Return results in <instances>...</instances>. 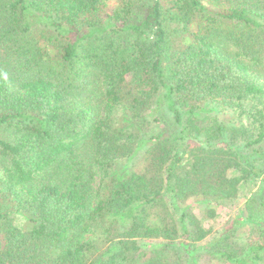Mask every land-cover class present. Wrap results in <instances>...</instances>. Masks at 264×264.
I'll list each match as a JSON object with an SVG mask.
<instances>
[{"label": "trees", "instance_id": "trees-1", "mask_svg": "<svg viewBox=\"0 0 264 264\" xmlns=\"http://www.w3.org/2000/svg\"><path fill=\"white\" fill-rule=\"evenodd\" d=\"M239 194L256 238L203 242ZM0 236V264H264V0H0Z\"/></svg>", "mask_w": 264, "mask_h": 264}, {"label": "rangeland", "instance_id": "rangeland-1", "mask_svg": "<svg viewBox=\"0 0 264 264\" xmlns=\"http://www.w3.org/2000/svg\"><path fill=\"white\" fill-rule=\"evenodd\" d=\"M113 6H114V2L111 1L109 3L108 9L113 8ZM231 117H232V113L230 112H225L219 115V119L221 120H226L227 118H231ZM244 200H245V196L239 194L232 202L225 203L216 207L217 213L215 218L210 220L209 223H206L211 228V231L207 239L204 240L203 242H209L213 238L218 236V234H220L222 229L227 224L236 227V234L234 237V241L237 244H245L253 241L256 238L251 223L247 219H245V214L243 211ZM185 205H189L190 210L196 213L197 215L201 214L200 210L205 207V203L199 201L197 198L189 199L188 201L185 202ZM140 255H143V253H140ZM203 262L204 264H229V263H222L216 260H207V259H205Z\"/></svg>", "mask_w": 264, "mask_h": 264}]
</instances>
